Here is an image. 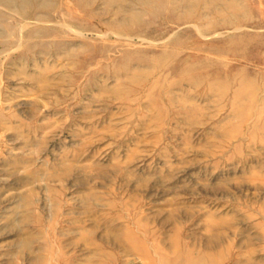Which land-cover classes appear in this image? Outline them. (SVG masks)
<instances>
[{
	"label": "rangeland",
	"instance_id": "1",
	"mask_svg": "<svg viewBox=\"0 0 264 264\" xmlns=\"http://www.w3.org/2000/svg\"><path fill=\"white\" fill-rule=\"evenodd\" d=\"M0 264H264V0H0Z\"/></svg>",
	"mask_w": 264,
	"mask_h": 264
}]
</instances>
